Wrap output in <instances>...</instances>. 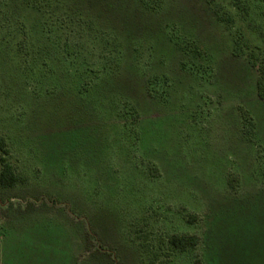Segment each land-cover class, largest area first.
<instances>
[{
  "label": "rangeland",
  "instance_id": "1",
  "mask_svg": "<svg viewBox=\"0 0 264 264\" xmlns=\"http://www.w3.org/2000/svg\"><path fill=\"white\" fill-rule=\"evenodd\" d=\"M251 54L264 57V0H0V137L27 178L0 188V249L29 264H264ZM183 234L199 244L173 249Z\"/></svg>",
  "mask_w": 264,
  "mask_h": 264
},
{
  "label": "trees",
  "instance_id": "2",
  "mask_svg": "<svg viewBox=\"0 0 264 264\" xmlns=\"http://www.w3.org/2000/svg\"><path fill=\"white\" fill-rule=\"evenodd\" d=\"M248 63L256 68L258 80L256 82L257 97L264 102V57L257 58L255 55H249ZM9 154L5 140L0 137V188H13L18 185H24L27 178L11 165L6 156ZM190 222L196 220L195 215L190 216ZM168 244L175 250L185 251L189 247H195L199 244V237L196 235H172L168 238Z\"/></svg>",
  "mask_w": 264,
  "mask_h": 264
},
{
  "label": "crops",
  "instance_id": "3",
  "mask_svg": "<svg viewBox=\"0 0 264 264\" xmlns=\"http://www.w3.org/2000/svg\"><path fill=\"white\" fill-rule=\"evenodd\" d=\"M27 253H28V249H24V250L19 249L18 255L21 256V259H19L16 262H13V261H11V256L9 254H7L6 251H2L0 249V264H29V259L27 257Z\"/></svg>",
  "mask_w": 264,
  "mask_h": 264
}]
</instances>
